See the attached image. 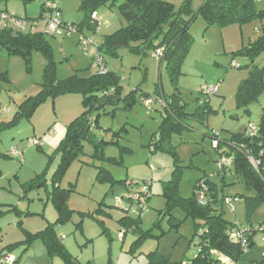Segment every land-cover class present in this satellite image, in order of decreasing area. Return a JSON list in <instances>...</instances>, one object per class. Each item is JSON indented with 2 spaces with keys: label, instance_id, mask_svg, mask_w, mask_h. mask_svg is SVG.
<instances>
[{
  "label": "rangeland",
  "instance_id": "1",
  "mask_svg": "<svg viewBox=\"0 0 264 264\" xmlns=\"http://www.w3.org/2000/svg\"><path fill=\"white\" fill-rule=\"evenodd\" d=\"M166 1L176 8L182 3V0ZM198 1L193 0L192 9L198 6ZM78 5L79 0H57L59 18L64 24L75 25L83 20ZM40 6L41 1L24 4L10 0L0 3V10L24 18L25 32H42L46 36L58 79L74 73L82 77L93 74L96 69L91 62L95 49L106 34L125 25L116 7L102 6L95 12V30L84 27L69 34L50 33L45 18L39 17ZM257 7L264 8V0H257ZM33 20L35 26H31ZM3 24L0 20V27ZM189 32L193 42L180 66L176 85L166 62L156 58L153 49L139 54L121 47L116 55L102 53L106 68L118 76L122 96H132L131 103L120 99L99 110L98 125L92 133L103 142L102 156L95 153L93 143L82 140L80 154L60 180V188H72L67 200L72 210L68 221L55 224L57 212L48 191L59 159L55 149L64 138L67 124L82 113V95L71 93L48 98L34 108L30 117L21 116L18 122L4 126L0 131V153L7 157L0 156V211L3 212L0 213V253L14 255L17 258L14 264H65L61 257L47 252L41 238H34L29 245L24 242L29 233L53 224L63 245L80 263L157 264V259L147 255L156 251L167 257L164 264H189L196 255L198 242L193 220L185 218L178 207H172L171 213L165 209L163 182L171 179L175 169L173 158L164 151L151 153L149 146L164 113L159 100L175 92L185 104L184 111L190 114L183 118L184 127L170 136L180 166L178 195L188 198L198 181L208 180L215 186L218 197H239L230 206L224 205L222 211L219 205H213L224 218L243 225L249 221L253 226L264 222V204L247 215L245 201L254 192L246 187L243 178L231 171L222 179L217 158L228 147L221 144L216 149L208 135L213 132L227 139L233 133H241L249 123L258 127L264 115V92L246 107H237L235 100L237 86L252 66L264 69V51L254 60L235 54L264 34V17L242 25L207 27L203 18L196 16ZM83 36L92 41L86 53L78 42ZM44 65L45 59L39 51L32 52L28 70L20 56L0 50V73H6L5 77L0 76V125L14 120L19 105L39 93ZM211 85H216L217 91L209 98L211 110L205 113L197 108L199 88ZM145 96L151 99L149 105L142 100ZM33 140L39 145L33 144ZM50 155L53 159L46 173L47 185L29 188V182L46 168ZM262 162L264 165V154ZM102 169L110 173L111 180L96 178ZM146 180H150L146 209L140 213L136 204L129 205L120 199L127 186L133 189L137 182ZM12 207L19 214L7 210ZM126 214L140 215L139 228L136 232L125 228L120 238L118 233L123 226L119 220ZM171 216L173 220H169ZM141 231H150L151 235L135 244ZM253 243L232 264H264L263 231L254 233Z\"/></svg>",
  "mask_w": 264,
  "mask_h": 264
},
{
  "label": "trees",
  "instance_id": "2",
  "mask_svg": "<svg viewBox=\"0 0 264 264\" xmlns=\"http://www.w3.org/2000/svg\"><path fill=\"white\" fill-rule=\"evenodd\" d=\"M8 1L10 0H0V3L6 4ZM20 1L24 4L41 1L39 17L48 10L46 3H53L57 7V0ZM102 6L116 7L125 21V25L110 34H106L101 45L96 48L97 51L100 54L116 55L117 50L121 47H127L131 52L139 54H144L147 50L153 49L154 52H159V58L166 62L169 76L175 85L180 66L193 42L189 29L196 16H201L207 27L212 25L219 27L233 24L242 25L264 17V8L257 7V0H200L196 10L192 9V0H182L178 8L166 0H79L78 9L82 11L84 18L80 23L71 26L75 28V31H81L84 27L95 30L97 23L93 20L92 14ZM0 50L7 55L20 56L28 70L31 66L33 51H39L45 59L39 93L21 103L14 120L1 124L0 131L4 126H11L18 122L21 116L30 117L34 108L48 98L71 93L82 95L81 104L84 109L79 116L67 124L64 138L55 149V154L58 155L59 159L50 178L51 185L48 193L57 212L55 224H62L70 219L72 212L67 205L69 192L72 188H60V180L72 160L80 154L82 140L88 139L93 143L95 153L102 156L103 142L98 141L92 133V129L98 125V112L106 104L115 103L120 99L130 104L132 96H122L121 87L118 85V76L109 69H106L104 73L96 69L93 74L87 77L74 73L64 79H58L55 73L56 65L52 59L50 43L42 32H25L4 23L0 27ZM263 51L264 34H261L235 54H242L254 60V57ZM233 63L235 64V62ZM104 64L106 65L105 61ZM5 75L6 73H0V76L5 77ZM262 92H264V69L253 65L247 77L242 79L237 86L235 93L237 107H246L257 100ZM209 98L199 90V101L197 102L199 111L208 113L211 110ZM161 100L164 113L149 146L151 153L164 151L173 158L175 169L171 174V179L163 182V195L167 201L165 209L168 213H171L170 209L172 207H178L184 212L185 218L191 217L193 220L194 235L198 233V242L196 255L190 260L189 264H223L220 262L218 255L228 257L230 264L237 263L242 258L245 250L254 244L253 235L257 231V229H254L256 226H253L250 221L248 225H243L236 220H227L222 212L214 209L213 205H219L222 211L224 198L230 195L218 197L215 186L208 180L198 181L194 185L190 197L182 198L178 195L180 166L177 164L178 157L175 147L170 142V136L173 132H179L184 127L183 118L190 114L184 111L185 104L178 92L166 98L162 97ZM208 135L211 137V141H217L216 149L221 144H226L228 147L227 150L220 151L218 156H225L231 160L230 166L224 168V170H219L222 179L224 180L233 171L236 175L241 176L246 187L254 192V196L247 198L245 201L247 215L250 216V213L257 207L264 204V165L262 162L264 154V115L261 116L257 132L253 136H246L245 129L241 133L231 134L227 139L221 138L213 132ZM0 156L7 157L2 153H0ZM250 156L259 161L257 169L251 165ZM48 158L46 168L29 182V188L47 185L46 173L53 155ZM96 178L98 180H111L112 177L108 171L102 169L97 172ZM113 181L115 180L113 179ZM118 181L125 183L123 180H116L115 182ZM144 183L145 181L143 183L137 182L133 189L127 186L125 194H142L139 187ZM201 185H204L205 188V200L202 204L197 200ZM147 194L146 197H148ZM123 196L120 200L126 201L129 205L137 204ZM237 198V201H239V197ZM7 210H15L16 214H19L16 207ZM0 213L3 212L0 211ZM139 216L138 214L136 217H131L126 214L120 218L119 221L123 226L120 231L122 237L125 228L135 232L138 231ZM173 219L174 217L171 216L169 220ZM20 223V221L17 222L18 225ZM156 224L158 225L157 222ZM260 225H264V222L259 223L257 227ZM246 227H250V230L244 233L242 240L232 236L231 233L234 228L245 229ZM150 235V231H141L135 240V244ZM36 237L41 238L50 255L61 257L65 264H91L90 261L80 263L69 253L62 243L61 237L56 233L53 224H49L35 233H29L24 242L29 245ZM11 247L12 244L8 246V250H11ZM4 253L10 252H1L0 255ZM147 255L150 259H157V264H164L163 262L167 259L166 256L156 251L149 252ZM16 260L17 258L14 263Z\"/></svg>",
  "mask_w": 264,
  "mask_h": 264
},
{
  "label": "built area",
  "instance_id": "3",
  "mask_svg": "<svg viewBox=\"0 0 264 264\" xmlns=\"http://www.w3.org/2000/svg\"><path fill=\"white\" fill-rule=\"evenodd\" d=\"M46 8H48V10H46L43 13V17L45 18L46 21V29L48 32L50 33H72L75 31V28L72 27L71 25H66L63 24L62 21L60 20V12L57 9L56 5L53 3H46ZM95 12L92 14V18L93 20L96 21L95 19ZM0 20L3 21V23H7L10 26L14 27L15 29L21 30V31H25L26 28V21L24 18L21 17H17L14 15H11L9 13H7L4 10H0ZM36 25V21L33 20L31 22V26H35ZM79 45L82 47V49L84 50V52L86 53L88 51V49L91 47L92 45V41L91 39L83 36L79 38ZM153 55L156 58H159V52H154ZM92 65L93 67H95V69L99 70L101 73H104L106 71V65L104 64L103 61V56L102 54L99 53V51H97V49H95L93 55H92ZM232 65H235L234 63ZM199 90L208 97H211V95L215 94L217 91V86L216 85H211V86H201L199 88ZM142 100L145 101L146 105L150 104L151 99L150 98H143ZM159 102L162 105V100L160 99ZM257 132V127H255L253 124L249 123L246 127H245V135L246 136H253L255 133ZM33 144H38L36 140H33L32 142ZM213 147L217 146V141L216 140H212L211 141ZM249 161L251 163V165L257 169L258 165H259V161L255 160L252 158V156L249 157ZM231 164V160L228 157L225 156H220L217 158V166L219 168V170H224V168L230 166ZM148 185H150V180L145 181V183L139 187V191L142 193H127L125 194L123 197L127 198L128 200H130L131 202H136L137 206L139 207V211L140 213L142 211H144L146 209V194H147V188ZM204 185H201V191L198 192L197 194V200L199 203H203L204 202ZM238 200L237 197L234 196H226L224 198V205L226 206H230V204H232V202H236ZM254 229H257V231H263L264 232V225H260L259 227H255ZM250 230V227H246L245 229H240V228H234L232 230V236L242 240L244 233ZM119 237H122V232L118 233ZM218 258L220 260L221 263L223 264H230V260L228 259V257L224 256V255H218ZM15 256L12 255L11 253H4L0 255V263L1 264H14L15 261Z\"/></svg>",
  "mask_w": 264,
  "mask_h": 264
},
{
  "label": "crops",
  "instance_id": "4",
  "mask_svg": "<svg viewBox=\"0 0 264 264\" xmlns=\"http://www.w3.org/2000/svg\"><path fill=\"white\" fill-rule=\"evenodd\" d=\"M192 2H193V0H192ZM199 3H200V0L198 1ZM199 3H198V5H199ZM198 7V6H197ZM197 7L194 9V10H196L197 9ZM7 12V11H6ZM8 13V12H7ZM260 24H261V22H260ZM262 25V24H261Z\"/></svg>",
  "mask_w": 264,
  "mask_h": 264
}]
</instances>
